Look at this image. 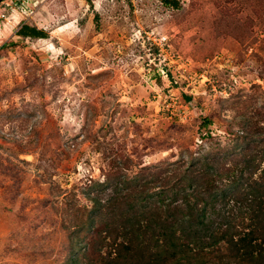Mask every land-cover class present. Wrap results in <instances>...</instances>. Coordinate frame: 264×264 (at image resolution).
I'll return each mask as SVG.
<instances>
[{"label": "rangeland", "instance_id": "374dc122", "mask_svg": "<svg viewBox=\"0 0 264 264\" xmlns=\"http://www.w3.org/2000/svg\"><path fill=\"white\" fill-rule=\"evenodd\" d=\"M176 1L0 2V163L31 173L12 200L0 165V264L61 260L26 252L37 212L20 214L24 196L75 189L88 204L86 184L109 169L104 151L147 165L185 147L212 151L227 143L225 121L237 108L262 102L252 85L264 89V0ZM23 24L47 37L19 36ZM33 93L43 96L24 107ZM24 110L35 111L26 122ZM31 127L41 131L39 145L24 154ZM48 219L59 221L56 209Z\"/></svg>", "mask_w": 264, "mask_h": 264}, {"label": "trees", "instance_id": "16d2710c", "mask_svg": "<svg viewBox=\"0 0 264 264\" xmlns=\"http://www.w3.org/2000/svg\"><path fill=\"white\" fill-rule=\"evenodd\" d=\"M162 1L178 5L176 0ZM17 32L47 37L28 24ZM255 88L262 102L237 108L225 121V145L199 155L185 147L177 159L148 165L125 153L110 156L104 151L109 169L104 180L86 184L88 204L75 189L24 196L20 214L29 207V214L37 212L30 223L37 229L30 231L26 252L35 259L56 254L59 264H264V89L260 84ZM43 95L33 93L29 102L24 94V107ZM31 112L24 110V122ZM97 115L86 114V126ZM40 135L38 127L27 131L33 138H24V154L37 150ZM0 165L12 178L14 200L30 169L24 167L23 180L16 164ZM50 208L56 209L59 221L48 219ZM217 210L223 219L213 217ZM20 229L24 234V225ZM19 252L24 254V247Z\"/></svg>", "mask_w": 264, "mask_h": 264}, {"label": "built area", "instance_id": "2783aa9c", "mask_svg": "<svg viewBox=\"0 0 264 264\" xmlns=\"http://www.w3.org/2000/svg\"><path fill=\"white\" fill-rule=\"evenodd\" d=\"M2 2H4V0H3ZM2 2H1V3H2ZM6 4H7V5H10V3H6Z\"/></svg>", "mask_w": 264, "mask_h": 264}, {"label": "water", "instance_id": "95a60500", "mask_svg": "<svg viewBox=\"0 0 264 264\" xmlns=\"http://www.w3.org/2000/svg\"><path fill=\"white\" fill-rule=\"evenodd\" d=\"M2 0H0V2H1Z\"/></svg>", "mask_w": 264, "mask_h": 264}]
</instances>
